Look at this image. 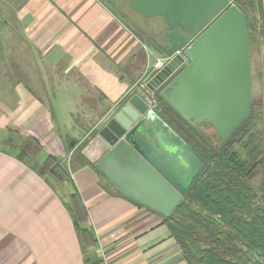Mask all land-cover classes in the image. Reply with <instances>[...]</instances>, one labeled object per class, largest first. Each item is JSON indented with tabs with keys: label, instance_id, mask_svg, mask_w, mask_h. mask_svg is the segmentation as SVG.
Instances as JSON below:
<instances>
[{
	"label": "crops",
	"instance_id": "obj_1",
	"mask_svg": "<svg viewBox=\"0 0 264 264\" xmlns=\"http://www.w3.org/2000/svg\"><path fill=\"white\" fill-rule=\"evenodd\" d=\"M0 7V264H187L162 215L73 157L124 98L144 97L158 51L103 0H0ZM5 7L14 8L9 18ZM9 133L13 143L32 138L67 166L86 209L81 227L97 247L83 249L61 200L67 193L59 198L3 149Z\"/></svg>",
	"mask_w": 264,
	"mask_h": 264
},
{
	"label": "water",
	"instance_id": "obj_2",
	"mask_svg": "<svg viewBox=\"0 0 264 264\" xmlns=\"http://www.w3.org/2000/svg\"><path fill=\"white\" fill-rule=\"evenodd\" d=\"M236 0H129L146 19L161 18L164 59L141 86L153 103L186 122L209 145L208 125L227 143L251 115L250 52ZM145 96L129 98L99 121L83 155L126 197L169 216L206 162L157 114Z\"/></svg>",
	"mask_w": 264,
	"mask_h": 264
},
{
	"label": "trees",
	"instance_id": "obj_3",
	"mask_svg": "<svg viewBox=\"0 0 264 264\" xmlns=\"http://www.w3.org/2000/svg\"><path fill=\"white\" fill-rule=\"evenodd\" d=\"M103 1L125 26L136 33L129 26L131 14L124 10L125 6L121 2ZM235 5L245 18L249 52L256 51L263 59L261 66H264L262 2L236 0ZM128 9L133 14L141 15L132 11L129 6ZM3 14L0 7V16ZM144 34L146 43L158 51L149 38L152 35L147 31ZM128 97L118 105L125 103ZM155 110L159 117L207 164L177 207L169 216L163 217V224L181 249L186 263L264 264V209L257 203L258 192L249 182L255 168V163L251 161L256 160L262 153V140L253 129L252 119L256 117L260 119L262 113L252 110L249 121L244 122L218 151H214L196 131L170 109L162 104H156ZM10 135L11 133L2 141L3 146L7 150L16 151L15 157L43 178L57 195H63L65 191L60 193L53 181L70 185L71 191L67 193V200H61L71 216L78 240L84 250L97 247L94 237L81 227L87 218L86 209L74 187L67 166L56 158L45 156L39 144L32 138L26 137L18 145H14ZM66 141L68 144L71 142L70 139ZM86 143L87 140L80 144L73 157L79 159L81 165H90L100 174L94 164L83 160L81 151ZM235 146H242L247 150L249 162L241 160L239 153L234 149ZM32 159L42 160V163L39 165L31 162Z\"/></svg>",
	"mask_w": 264,
	"mask_h": 264
},
{
	"label": "rangeland",
	"instance_id": "obj_4",
	"mask_svg": "<svg viewBox=\"0 0 264 264\" xmlns=\"http://www.w3.org/2000/svg\"><path fill=\"white\" fill-rule=\"evenodd\" d=\"M121 2L124 6L126 12L130 15L129 18V26L135 30L137 35H141L144 40L146 37L144 32L147 31L150 33L152 36L159 37V34L165 29L164 23L161 18H155V19H145L141 15L133 14L131 11L128 9L129 6V1L128 0H114ZM13 9L12 7H5V14L6 16H12L13 15ZM9 18V17H8ZM132 20V21H131ZM128 21V20H127ZM0 27V31H1ZM144 29V30H143ZM3 31H6V29H2ZM0 36L1 35L0 33ZM263 59L260 58L259 54L256 51H251L250 52V65H251V81H252V97L254 99H260L262 96H264V66H261V61ZM263 98V97H262ZM260 119H256L253 123V129L255 132H257V135L259 138L261 137L262 140V153L257 157L256 160L251 161L255 163V168L253 175L250 179V184L256 189L258 192V200L257 203L259 206L263 207L264 209V122L262 120L258 121ZM210 127V126H209ZM209 130V129H208ZM212 130V129H211ZM207 131V129H206ZM213 131V130H212ZM215 134V137L217 136L216 133L213 131ZM212 133H210L211 135ZM218 138V137H217ZM14 145H18L19 143H13ZM5 147L3 146V149ZM6 149V148H5ZM235 151H237L241 157V160L249 162L250 158L247 153V150L243 148L242 146H235L234 147ZM14 152V150L9 149ZM31 162H36L39 165L42 163V160L38 159H32L30 160ZM27 167V166H26ZM28 168V167H27ZM30 169V168H28ZM31 170V169H30ZM32 171V170H31ZM34 172V171H32ZM35 173V172H34ZM55 186V188L60 192V193H69L71 191L70 185H65L55 183L54 181L52 182ZM64 188V190H63ZM51 190L55 192V190L51 187ZM57 195V193L55 192ZM59 198H61L60 195H57Z\"/></svg>",
	"mask_w": 264,
	"mask_h": 264
},
{
	"label": "flooded vegetation",
	"instance_id": "obj_5",
	"mask_svg": "<svg viewBox=\"0 0 264 264\" xmlns=\"http://www.w3.org/2000/svg\"><path fill=\"white\" fill-rule=\"evenodd\" d=\"M149 38H150L151 42H152L153 38H155L157 40V42H160V40H161L160 36L159 37L150 36ZM262 97L260 99H254L253 98L255 102L252 106V110H254V112L259 113V114L262 113L263 116L260 115V117H261L260 120H262L264 122V96H262ZM252 110H251V113H252ZM256 116H257V114H256ZM249 118L245 122H248ZM256 119H257V117L253 118L252 120L255 121ZM200 127L203 129L204 132L207 133V135H209L211 137L212 143L209 146L212 150L218 151L224 144H226V143L221 142L219 140V138H217V136L215 137V134L213 133V131L211 130V128L208 125L201 124ZM206 129H207V131H206ZM210 133H212V134L210 135Z\"/></svg>",
	"mask_w": 264,
	"mask_h": 264
},
{
	"label": "built area",
	"instance_id": "obj_6",
	"mask_svg": "<svg viewBox=\"0 0 264 264\" xmlns=\"http://www.w3.org/2000/svg\"><path fill=\"white\" fill-rule=\"evenodd\" d=\"M163 64H164V59H163V58H158V59L154 62V64L152 65V68H150V70L147 69V70L145 71V73H146L147 75H146V77H145V79H144V82H145L146 79L148 78V76H149V72H151V70H158V69H160V68L163 66ZM144 82H143V83H144ZM143 93H144V96H145L146 100H148L149 104L151 105V107L154 108V107H155V104L153 103L152 95H151L148 91H146V90H145Z\"/></svg>",
	"mask_w": 264,
	"mask_h": 264
}]
</instances>
